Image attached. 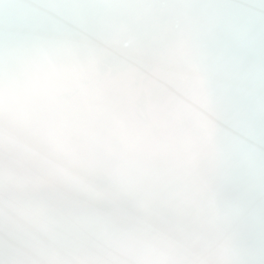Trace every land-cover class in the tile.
I'll use <instances>...</instances> for the list:
<instances>
[{"label": "snow or ice", "instance_id": "6c2138e0", "mask_svg": "<svg viewBox=\"0 0 264 264\" xmlns=\"http://www.w3.org/2000/svg\"><path fill=\"white\" fill-rule=\"evenodd\" d=\"M0 264H264V0H0Z\"/></svg>", "mask_w": 264, "mask_h": 264}]
</instances>
